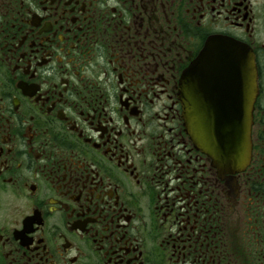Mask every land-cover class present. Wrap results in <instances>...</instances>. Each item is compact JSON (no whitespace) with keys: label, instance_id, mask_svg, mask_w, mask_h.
<instances>
[{"label":"flooded vegetation","instance_id":"af4514ba","mask_svg":"<svg viewBox=\"0 0 264 264\" xmlns=\"http://www.w3.org/2000/svg\"><path fill=\"white\" fill-rule=\"evenodd\" d=\"M210 36L256 64L237 172L182 118ZM0 264H264V0H0Z\"/></svg>","mask_w":264,"mask_h":264},{"label":"water","instance_id":"95a60500","mask_svg":"<svg viewBox=\"0 0 264 264\" xmlns=\"http://www.w3.org/2000/svg\"><path fill=\"white\" fill-rule=\"evenodd\" d=\"M212 82L219 88L213 102L197 87ZM179 85L184 125L197 146L225 172L243 170L250 160L251 110L257 94L250 49L229 38H209Z\"/></svg>","mask_w":264,"mask_h":264}]
</instances>
